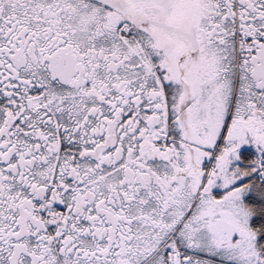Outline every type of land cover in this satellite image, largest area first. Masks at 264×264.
I'll use <instances>...</instances> for the list:
<instances>
[{"label": "snow or ice", "instance_id": "obj_1", "mask_svg": "<svg viewBox=\"0 0 264 264\" xmlns=\"http://www.w3.org/2000/svg\"><path fill=\"white\" fill-rule=\"evenodd\" d=\"M0 264H264V0H0Z\"/></svg>", "mask_w": 264, "mask_h": 264}]
</instances>
